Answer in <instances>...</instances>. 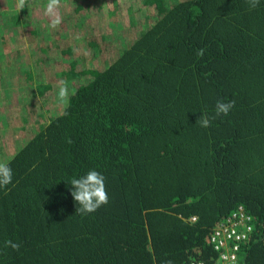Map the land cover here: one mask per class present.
I'll return each mask as SVG.
<instances>
[{
  "label": "trees",
  "instance_id": "1",
  "mask_svg": "<svg viewBox=\"0 0 264 264\" xmlns=\"http://www.w3.org/2000/svg\"><path fill=\"white\" fill-rule=\"evenodd\" d=\"M6 1L0 68L35 108L0 122V155L32 133L0 188V264H264V0H61L55 29L47 0ZM90 170L109 203L82 216L68 182ZM240 209L246 238H217Z\"/></svg>",
  "mask_w": 264,
  "mask_h": 264
},
{
  "label": "clouds",
  "instance_id": "2",
  "mask_svg": "<svg viewBox=\"0 0 264 264\" xmlns=\"http://www.w3.org/2000/svg\"><path fill=\"white\" fill-rule=\"evenodd\" d=\"M251 8H256L260 4V0H247ZM28 0H17V7L20 10L25 9ZM61 7V0H47L45 5V12L50 17V27L52 29L57 28L62 18L59 14ZM205 49L197 50V55L203 57ZM70 89L66 83H61L57 91L58 101L66 108L70 105ZM235 107V101L230 103L224 101H218L216 104V116L221 114L227 115ZM215 117H213L214 119ZM201 127L208 128L211 126L210 118L207 115H203L197 122ZM67 143H72L71 139H67ZM35 165L33 166V169ZM13 170L8 162L0 160V188H7L12 184ZM72 186L71 195L75 202L79 205L77 207V213L80 215H88L96 212L100 207L109 203V196L106 188L105 177L96 170H90L85 175L80 177H73L70 182ZM4 246L10 247L15 251H19L21 245L13 241H5ZM167 264H172L168 261Z\"/></svg>",
  "mask_w": 264,
  "mask_h": 264
},
{
  "label": "rangeland",
  "instance_id": "3",
  "mask_svg": "<svg viewBox=\"0 0 264 264\" xmlns=\"http://www.w3.org/2000/svg\"><path fill=\"white\" fill-rule=\"evenodd\" d=\"M3 3H4V5H3ZM7 4H8V2L6 0H0V10L2 12H3V9L6 8V6H8ZM110 5H109V7H110ZM96 13H97V16L99 15V21L103 18H107L105 16L106 13L105 14L103 12L100 13L99 10ZM97 16L96 17L93 16L91 18L92 26L96 25ZM119 19L122 20L123 23H128V17L126 16L125 12H124L123 17L122 18L120 17ZM120 20H118L116 15L110 19V21L121 22ZM104 25H106L105 28L107 29V30L106 29H104V30H106L107 32L110 33L111 28L108 27V24L106 23V21H104ZM2 27L0 26V29ZM15 30H17V29H15ZM10 33H11V35L9 36V38L16 41V37L14 35H17L18 32L14 31V33H17V34H14V33H12V31H10ZM94 38H95V40H97L99 38V34L96 35V37H94ZM96 43L100 44L101 46L103 45L100 38H99L98 42L96 41ZM0 75H1V78H0V83H1L0 84V122H3L2 115L4 117H7L9 115L8 112H12V110H11L12 108H18L20 105V107H19L20 109L18 108V112H17V113H19V116H16L17 118H15V120L20 123V122H22V120L24 121V119H26V115H27L26 114L27 109L25 110L24 103L29 104L27 106V108L29 110L28 112H31L35 108L33 105H31L32 104V98H31L30 94H27L26 86L28 84L24 83V80H23V77L21 74L20 75L18 74L15 76V74L13 75L12 72L7 71L6 68H3V69L0 68ZM9 87H10V90H9ZM47 90H51V88H48ZM51 94H53V92L51 93V91H50L49 96ZM44 101H45V99H44ZM17 103L19 104L18 106H17ZM42 104H43V100L39 99L37 105H42ZM45 108H48V106L45 105ZM56 110L51 111V112H54L53 114H51L52 115L51 117L57 115L60 108L58 111H56ZM41 118H40V120L43 119V122H40L39 126L42 124H45V122H47L46 117H45L46 120L44 118H42V119ZM11 126L14 127L13 125H11ZM18 132H21V133H17L16 136L21 137V139H20L21 141H26L29 138V136L32 135V133L30 131L24 132L23 130L22 131L19 130ZM16 136L13 134L12 136H10V138H8L6 140V142H9L8 147L4 148L6 151H4V153L2 155H0V160L7 162V160L10 159V157L12 156V154L15 151V146L13 143L18 141V138Z\"/></svg>",
  "mask_w": 264,
  "mask_h": 264
},
{
  "label": "built area",
  "instance_id": "4",
  "mask_svg": "<svg viewBox=\"0 0 264 264\" xmlns=\"http://www.w3.org/2000/svg\"><path fill=\"white\" fill-rule=\"evenodd\" d=\"M247 221L248 219H246L243 215V210L240 209L238 215H234L232 218H229L226 223L220 225L219 230L216 232V237L223 239L234 237L237 240L246 238V231L243 233L240 232L239 229L240 228L242 229V227L244 226V224H246ZM248 228L250 229L249 226ZM216 237H214L213 239H215ZM216 249H219V246L216 245ZM222 259L224 261L221 264H235L229 261L226 262L225 255L222 256ZM232 259H235V257L232 256ZM193 264H202V263H193Z\"/></svg>",
  "mask_w": 264,
  "mask_h": 264
}]
</instances>
